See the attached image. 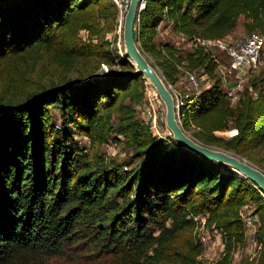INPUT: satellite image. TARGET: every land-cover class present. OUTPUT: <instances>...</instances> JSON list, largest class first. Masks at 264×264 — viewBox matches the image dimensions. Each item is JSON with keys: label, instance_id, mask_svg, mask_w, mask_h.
Instances as JSON below:
<instances>
[{"label": "trees", "instance_id": "16d2710c", "mask_svg": "<svg viewBox=\"0 0 264 264\" xmlns=\"http://www.w3.org/2000/svg\"><path fill=\"white\" fill-rule=\"evenodd\" d=\"M109 15H118L111 0H0V60L44 47L60 63L99 54L121 65L20 101L0 100V264H48L70 250L106 254L113 258L107 264H204L202 244L176 242L198 214L224 234V257L205 264H231L244 235L240 210L249 203L264 245V192L231 166L188 151L172 136H155L137 116L146 79L103 37L92 40L98 18ZM138 18L136 41L168 83L186 87L180 67L198 71L201 88L188 87L181 107L183 129L264 169V79H254L232 103L230 81H223L215 60L228 66L226 54L192 42L227 39L241 18L246 34H264V0H146ZM161 24L177 40L158 42ZM81 29L90 31L89 42L78 38ZM230 129L237 130L231 137L217 135ZM111 132L132 151L129 161L90 153L77 139L86 135L100 145ZM77 255L73 262L90 260Z\"/></svg>", "mask_w": 264, "mask_h": 264}, {"label": "rangeland", "instance_id": "374dc122", "mask_svg": "<svg viewBox=\"0 0 264 264\" xmlns=\"http://www.w3.org/2000/svg\"><path fill=\"white\" fill-rule=\"evenodd\" d=\"M113 4L118 8V15L115 18H111L112 15H109L110 18H98L99 25L93 28L94 32H97L98 35H92L93 43H96L101 37H103L104 41H108L111 43L110 49L118 54H122L125 56V47H124V37H123V26H124V18L128 9L126 4H129L127 0H111ZM130 2V1H129ZM243 19L241 18L239 21V27L232 34L227 36V39L233 37H240L245 35L247 32L242 27ZM137 30V26H136ZM163 35L158 38L159 42L163 41H175L177 37L175 34L171 33L169 29H163ZM78 38L83 42H89L91 40L90 31L86 29H81L78 32ZM163 38V41L162 39ZM139 44V43H138ZM100 47H96L95 50ZM141 49V48H140ZM222 53V52H219ZM147 58L150 62L157 68L165 82L168 85L166 78L163 76L162 69L156 65L154 58L147 54ZM220 57L223 62H226V57L224 54H220ZM229 65V64H228ZM136 68V67H135ZM121 69V65L119 60L112 61L111 59H105L102 56H88L85 58L75 59L73 62H64L60 63L59 60L56 59V56L45 49L44 47H38L29 51L26 54H19L14 56L5 57L0 60V100L3 101H20L24 99L27 95L37 92L43 87L50 88L52 85L62 84V83H76L82 82L87 79H92L96 76H99L103 73L110 72L112 70ZM137 69V68H136ZM181 73L179 74L180 77ZM178 77V78H179ZM146 81L142 83L141 87L144 86V98L141 102L136 104L137 116L146 121L144 110L147 106L150 105L151 98L149 95V91L154 92V88L151 83L145 78ZM254 79H264V67H262L259 71L255 72L251 79L248 81L247 88L252 86L251 83ZM246 81V83L248 82ZM171 84V83H170ZM169 86V85H168ZM180 92H188V86L183 87L182 84L176 82L173 85ZM170 88V87H169ZM171 89V88H170ZM256 95V93H255ZM129 102V99L126 100ZM165 105V104H164ZM51 114L55 119L56 124H60V114L57 109L51 108ZM166 113V108H165ZM165 113L162 114V124H165V136H163V129L161 131L160 138H165L168 136H172V133L168 129L165 122ZM233 130L230 129L227 131H219L217 135L223 137H231L233 135ZM190 134V133H188ZM191 135V134H190ZM78 140H81L83 144L88 145V149L90 153L98 151L103 154L108 159H114L118 162H127L132 158V151L125 147L124 140L121 138V135H117L114 132H111L108 136V139L102 144H94L91 145L89 142V138L86 135L77 136ZM217 147V146H215ZM219 148V147H218ZM264 155V151H262L259 157L262 158ZM247 159V158H245ZM250 161V160H248ZM251 162V161H250ZM257 167L261 168L256 163L252 162ZM263 169V168H261ZM264 170V169H263ZM251 209L255 211V205L249 203ZM260 225V220L258 221ZM245 228V227H244ZM220 233V238L223 243L224 234L222 231L214 224L209 223L205 227H202L200 224H196L194 222L193 226H190L186 229L181 230L179 233L176 242L178 246L185 248L188 241L193 240L195 243L199 242L200 244V235L208 234L211 238L208 240L207 244H202L203 251L198 256V260L205 263L216 262L220 260V258L224 255L219 256V252L221 250V245L218 244V238ZM249 231L247 228L244 229L243 239L237 243L236 249L232 253V261L231 264H244L246 262L252 264H259V259H261V255L264 252V245L261 242V249L256 253H251V248L249 245ZM224 244V243H223ZM225 247V245H224ZM77 254L84 255L82 258H89L90 260L86 264H107L110 263L113 258L109 257L106 254H94L87 256L86 252L83 251H68L61 257H50L47 259L48 264H80V260L78 262H73L71 256H75ZM79 256V255H77ZM87 256V257H86ZM224 257V256H223ZM211 258H214L213 261H210Z\"/></svg>", "mask_w": 264, "mask_h": 264}, {"label": "built area", "instance_id": "2783aa9c", "mask_svg": "<svg viewBox=\"0 0 264 264\" xmlns=\"http://www.w3.org/2000/svg\"><path fill=\"white\" fill-rule=\"evenodd\" d=\"M118 2V0H115ZM130 0H127L129 3ZM129 4H126V7ZM146 5V0H141L140 8L143 9ZM193 46L202 45L206 49L212 52H224L227 56L229 65L224 66L219 59H215L219 64V69L223 74V81L227 86V94L232 103H237L242 93L245 90L246 81L252 78L253 74L264 67V34L259 32H253L240 37H233L230 39H206L203 41H192ZM183 76L181 80L187 84L188 87L195 90H200L201 81L199 74L196 69L182 68ZM204 79H207L205 77ZM232 82H234L232 84ZM210 81L206 82V85H210ZM173 96L175 98L177 113L181 121V107L184 105L186 98L189 96L188 93H182L173 84L168 83ZM151 98L150 105L144 110L146 122L150 124L152 133L160 138V133L163 129V136H165V124H162V114L165 113V105L161 100L160 96L154 92L149 91ZM233 135L237 130H233ZM121 138H123L121 136ZM124 140V139H123ZM241 219L244 222L245 228L248 229L249 233V245L251 253L256 254L261 249V243L257 241L256 231L258 228L259 217L255 214L254 209L252 210L250 205H245L240 210ZM196 224H200L205 227L208 221L207 214H198L193 217ZM218 244L221 245L219 256L225 253V247L221 241L220 233H218ZM211 237L208 234L200 235V241L202 244H207ZM211 258L210 261H213ZM215 260V259H214Z\"/></svg>", "mask_w": 264, "mask_h": 264}, {"label": "water", "instance_id": "95a60500", "mask_svg": "<svg viewBox=\"0 0 264 264\" xmlns=\"http://www.w3.org/2000/svg\"><path fill=\"white\" fill-rule=\"evenodd\" d=\"M141 0H130L124 18L123 37L125 47V58L137 68V73L151 83L156 93L165 104V122L172 133L173 139L188 151L201 155L209 160L217 161L232 167L240 176L251 180L257 188L264 192V170L257 167L247 159L230 151L203 144L188 134L181 124L177 113L175 98L164 78L157 68L150 62L147 55L140 49L136 41V22L141 12ZM234 82H232L233 84Z\"/></svg>", "mask_w": 264, "mask_h": 264}, {"label": "crops", "instance_id": "0c3cea01", "mask_svg": "<svg viewBox=\"0 0 264 264\" xmlns=\"http://www.w3.org/2000/svg\"><path fill=\"white\" fill-rule=\"evenodd\" d=\"M168 29V27H166V26H164L163 24H161L160 26H159V28H158V36H157V41L159 42V40H158V38L160 37V36H162L163 35V31H161V30H165V29ZM162 39V41H163V38H161ZM164 42V41H163ZM161 43V42H160ZM185 47H189L190 46V43L188 42V41H186L185 42V45H184ZM183 46V47H184Z\"/></svg>", "mask_w": 264, "mask_h": 264}]
</instances>
